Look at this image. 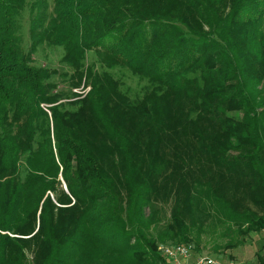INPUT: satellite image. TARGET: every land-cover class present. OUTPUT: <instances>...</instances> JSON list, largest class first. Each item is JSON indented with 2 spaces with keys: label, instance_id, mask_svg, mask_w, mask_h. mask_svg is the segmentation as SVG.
Returning a JSON list of instances; mask_svg holds the SVG:
<instances>
[{
  "label": "trees",
  "instance_id": "1",
  "mask_svg": "<svg viewBox=\"0 0 264 264\" xmlns=\"http://www.w3.org/2000/svg\"><path fill=\"white\" fill-rule=\"evenodd\" d=\"M41 45L83 98L60 102ZM89 52L154 92L102 86ZM212 206L264 232V0H0V264H171L159 244L198 249Z\"/></svg>",
  "mask_w": 264,
  "mask_h": 264
},
{
  "label": "rangeland",
  "instance_id": "2",
  "mask_svg": "<svg viewBox=\"0 0 264 264\" xmlns=\"http://www.w3.org/2000/svg\"><path fill=\"white\" fill-rule=\"evenodd\" d=\"M32 0H28L30 2ZM48 12L52 9V0H47ZM33 17L29 7L26 8L20 21L21 30L20 36L22 38V48L27 50L30 38H29V24ZM63 50L60 47H51L47 45H41L36 53L32 56V66L38 68L47 69L51 72V78L49 82L55 84V92L62 93L63 98L60 102L66 103L67 101H75L78 98H83L91 89L89 84H85V76L81 81L79 87L74 88L70 76L72 71L69 67L62 63ZM106 59L99 52H89L86 54L85 68H92V72L97 76H103L102 86L105 84L106 76L113 78L117 85V89L132 103L141 101L143 96L148 93H153V88L150 87L146 81H140L134 77L128 70L115 67L114 69H107L105 66ZM119 86V87H118ZM260 84L258 89H261ZM79 94V97H73V94ZM44 108V106H43ZM67 109L74 110L76 107H69ZM61 188L64 190L63 185ZM201 204V203H200ZM204 204L200 205L199 210L204 208ZM252 208V206H250ZM209 210V219H205L203 225L200 228V245L198 249H194L192 243L185 246L191 248V250H198V255H207L221 261H235V263L246 262L247 264H257L258 258L262 260L264 264L262 242L264 241V232H248L245 235L240 233L232 223L228 222L223 216L216 210V206L206 207ZM254 209V208H252ZM198 210V211H199ZM149 209H144V214L147 215ZM261 214V213H260ZM167 215V213L165 214ZM195 236V232L193 233ZM167 246H175L169 242L165 244H159L158 248ZM250 249V250H249ZM197 253V252H196ZM27 264L32 263V256L27 255ZM194 255H191L189 264H192Z\"/></svg>",
  "mask_w": 264,
  "mask_h": 264
},
{
  "label": "built area",
  "instance_id": "3",
  "mask_svg": "<svg viewBox=\"0 0 264 264\" xmlns=\"http://www.w3.org/2000/svg\"><path fill=\"white\" fill-rule=\"evenodd\" d=\"M161 254L170 261L171 264H189L191 248L185 245L167 246L158 248ZM195 256V255H194ZM192 264H236L235 261H221L207 255L195 256Z\"/></svg>",
  "mask_w": 264,
  "mask_h": 264
},
{
  "label": "crops",
  "instance_id": "4",
  "mask_svg": "<svg viewBox=\"0 0 264 264\" xmlns=\"http://www.w3.org/2000/svg\"><path fill=\"white\" fill-rule=\"evenodd\" d=\"M262 245L264 246V241L262 242ZM262 246V247H263ZM250 250V249H249ZM236 264H247L246 262H239V263H236Z\"/></svg>",
  "mask_w": 264,
  "mask_h": 264
},
{
  "label": "water",
  "instance_id": "5",
  "mask_svg": "<svg viewBox=\"0 0 264 264\" xmlns=\"http://www.w3.org/2000/svg\"><path fill=\"white\" fill-rule=\"evenodd\" d=\"M63 188H64V190L67 192V190H66V186L63 184Z\"/></svg>",
  "mask_w": 264,
  "mask_h": 264
}]
</instances>
